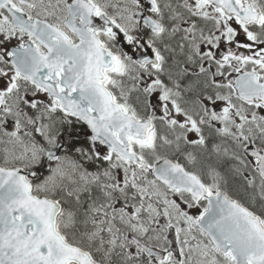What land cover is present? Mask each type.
<instances>
[{
  "label": "snow or ice",
  "instance_id": "obj_1",
  "mask_svg": "<svg viewBox=\"0 0 264 264\" xmlns=\"http://www.w3.org/2000/svg\"><path fill=\"white\" fill-rule=\"evenodd\" d=\"M0 264H264V0H0Z\"/></svg>",
  "mask_w": 264,
  "mask_h": 264
}]
</instances>
